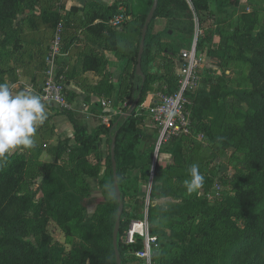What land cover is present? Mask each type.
I'll return each instance as SVG.
<instances>
[{"label":"rangeland","instance_id":"374dc122","mask_svg":"<svg viewBox=\"0 0 264 264\" xmlns=\"http://www.w3.org/2000/svg\"><path fill=\"white\" fill-rule=\"evenodd\" d=\"M77 1L80 2V0ZM116 1L119 2L118 8L124 9L128 4L131 11V15L128 14V19L117 24L120 29L127 28L129 20L136 18V14L142 12L147 3V0H109L100 4L99 0H86L85 2L88 4L84 5L83 11L85 12L89 5L92 11L88 12V19L94 18V21L99 18L98 24H101L102 27H104L103 25L108 26L104 27L107 30L109 25L113 24L105 18L112 10L108 9V6L113 5ZM188 2L190 3V0ZM74 7H78L74 0H19L13 5V12L0 16V83L9 84L15 92L30 91L40 95L34 87L32 76L36 74L35 69L37 70V64L40 65V58L45 51L47 54H45V76L47 78L50 75L47 68V56L59 24L62 26L61 36L65 31L66 37H69L70 32L77 33L75 21H80L82 10H73ZM166 9L171 18V23L161 31L166 43H154L150 48L147 64L150 89L138 106H135L136 112L140 116L139 141L133 152L127 148L131 142L136 140L133 132L129 133L123 142L124 154L126 156L128 153V163L131 168L122 178V186L125 191V203L129 215L134 214L135 216L130 220L125 238L127 239L133 222H143L149 236L156 239L153 242L156 245L152 252L154 264H242V261L248 258L260 260L264 264L263 238L261 240L259 236H255L250 229H243L244 222L255 210L253 208L261 203V200L264 204V182L261 180L247 185L238 177L239 172L262 171L261 167L264 168V140L259 138L252 144L224 148L219 147V144H212L202 132L194 131L175 140L165 141L160 148H157L159 129L147 111L151 99L158 96L160 89L166 86V80L172 79L179 71L181 51L188 48L194 40L197 43L203 39L200 53L205 60L201 67L212 66L214 71L211 77L205 71L201 74L197 87L189 93L188 99L191 103L195 98V93L199 90L209 91L213 87H219L220 92L225 90V83L222 84L218 80L221 72L228 81L229 90L246 88L256 91V85L249 75L250 64L232 60L229 63V68L223 69L217 60L214 61L211 58L209 52L216 47L221 35H229L235 29L240 28L242 12L256 11L254 12L258 16V21L251 32L252 34L264 30V0H240L239 4H234L233 0H209V5L202 15V21L194 11L184 12V10L172 6L166 7ZM50 10L58 11L60 17L56 23H53L50 18L52 22L47 25L42 23V28H40L37 20H42ZM96 14L99 16L97 17ZM66 18L71 20V25H64ZM154 26L153 23L150 28L151 33H153ZM95 28L98 27L91 26L89 29L94 30ZM208 35L209 37H206ZM243 39L246 38L243 37ZM230 45H233L232 50L236 54L238 48L236 41L230 40ZM62 53L61 43L60 53L56 56L52 68V76L63 81L66 90L68 82H66V75L62 73L60 67ZM247 53L248 56L252 54L251 52ZM136 74L137 76H133L130 80L131 87L129 89L127 82L123 83V88H121L120 82L118 89L110 96L99 95L98 100L92 104H85L83 100L78 105L74 104V110L72 108L69 113L64 114L65 118L67 119L69 114H72L73 117L77 116L75 108L89 112L90 114L87 116L90 121L86 123L87 127L82 123L85 129L87 128L86 130L91 133L102 123L113 124L110 130V134L113 136L118 122L132 113L129 114V109L134 105L139 95L142 75L137 71ZM82 88L89 92L92 88L91 92L96 93L92 85L88 83H82ZM68 92L69 95H74L71 90ZM114 95L118 101L117 105H113L111 102ZM234 95L230 94V96ZM253 100L254 97H249L242 102V105L235 104L225 119L236 121L243 126L255 124L252 122V116H254L255 122L258 119ZM256 100L259 99L256 98ZM45 105L48 115L51 114L49 111L55 110L49 105ZM214 115L215 110L207 112L208 119H212ZM53 125L57 128L55 123ZM60 127L61 132L57 129L59 134H56L54 140H49L47 146L44 144L45 147L39 157L42 163L48 162L46 164L49 165H45V168H39L43 164L40 165L31 160L34 154L32 148L19 149L24 154L22 157H25L22 163L12 162L9 159L12 158L10 154L5 157L6 163L0 167V172L9 166L13 171L10 175L5 176L4 180L3 177H0V197L1 193H6L11 189L17 196L20 208H23L25 212L27 225L23 226V229L26 232V238L32 239L57 264H63L64 261L75 264L74 252L88 243L90 235L99 243L104 244L106 241L103 229L107 208L111 201L110 188L113 180L109 168V150L105 135H102V142L96 143L88 153L82 154L77 148L73 134H70L71 128H65L62 131V126L60 125ZM214 129L219 130L217 126H214ZM259 132L261 136H264V130L259 129ZM243 136L239 135V138L241 139ZM178 140L183 145L181 154L184 161L181 165L175 163L172 155ZM56 143L66 146L59 156L53 147V144ZM156 163L160 164L161 173L167 177L160 179L158 186L164 188L163 185L167 184L171 186L169 187L171 190H174L168 195L154 194L152 191ZM193 164L199 165V170L204 175L205 181L197 192L188 193L183 182L190 179L189 169ZM48 168L55 179L62 180L63 191H54L50 195L49 190L46 189L59 186L56 181L49 185L45 183L40 170ZM145 169L149 172L147 180L143 179L141 175L142 170ZM62 193L72 196L73 202L71 211L60 218L59 215L56 217L57 210L54 207V202ZM211 217L218 218L197 240V252L185 250L178 245L177 233L196 232L199 230L197 224H201ZM254 224L256 227L254 230L262 228L264 220L257 217ZM1 232L2 228L0 227ZM247 237L249 244L245 242ZM172 258L175 262H171ZM86 264H90V260ZM140 264H145V261L141 259Z\"/></svg>","mask_w":264,"mask_h":264},{"label":"trees","instance_id":"16d2710c","mask_svg":"<svg viewBox=\"0 0 264 264\" xmlns=\"http://www.w3.org/2000/svg\"><path fill=\"white\" fill-rule=\"evenodd\" d=\"M19 0H0V16H4L6 13L13 12L12 7L13 5ZM234 4H239L240 0H233ZM153 3V0H147L146 6L144 10L140 13L136 14V18H131L129 21L130 23L127 25V28L130 26L134 29L136 33V43L133 49L129 52V62L126 67V73L122 76L121 79V88H123V83H128V89L131 87L130 80H132L133 76H137L136 74V63H137V55L139 50V43L141 39V33H142V27L144 25V22L146 20L147 14L150 10V7ZM88 4V3H87ZM85 3V5H87ZM103 4V3H100ZM99 4V5H100ZM192 4V7H191ZM119 2L116 1L113 5L108 6V9H112L109 16L105 17L106 20H109V22L112 24L111 20L116 17V15L122 13L124 16V19L121 20L120 23H122L124 20L128 19V14H130L129 5L124 7V9L118 8ZM124 5V4H123ZM209 5V0H190V3L188 0H158V6L155 10L154 16L152 20L149 23V28L146 35L145 40V47L144 52L142 56V70L143 74L145 76V79L142 78V83L139 88L138 96L136 98V106L141 102L142 98L150 89V79L149 74L147 70V64H148V58L150 55V48L152 44L158 43L163 44L166 43L162 40V33H151L150 28L152 24L154 23V20L157 16H165L168 19V24L171 22L170 15L167 13L166 7L172 6L173 8L184 10V12L189 11L195 12L198 16L199 20L202 21L203 13L206 10V8ZM96 6V4H95ZM82 10V17L79 19L80 21L84 22L85 24H89L93 21L90 18L88 19V12L92 8L88 5L86 7L85 12ZM73 10H78L79 7H74ZM252 11H245L240 14V20H241V26L238 29H235L231 34L229 35H221L220 41L216 44V47L213 48L209 55L211 56L214 61H218L219 65L224 68H229V63L232 60L237 61H243L247 62L251 65V71L249 73L251 79L254 81V84L256 85V91H253L251 89H233L229 90L228 87V81L225 79L223 72L218 76V80L223 84L225 83V90L223 92H220L219 87L215 88L213 87L212 90H199L195 93V98L190 105L191 113H190V121H191V130L188 133H181V134H173L171 135L167 141L169 140H175L178 137H182L188 134H191L192 132H202L206 138L209 139V141L212 144H219V147L224 148H231V147H240L243 144H252L256 139H263L264 136H261L259 129L264 130V30L258 31L256 34H252V30L255 27V24L258 21V16ZM60 13L55 10H50L49 12L44 15V18L42 20H37V24H40V28L42 23L44 25L50 24V22L56 23ZM131 15V14H130ZM97 16V14H96ZM99 16V15H98ZM97 16V17H98ZM50 18L52 20H50ZM73 19V18H70ZM132 20V21H131ZM75 21V20H72ZM71 20L69 21V18L65 19L64 25L69 26L71 25ZM74 23V22H73ZM119 23V24H120ZM38 24V25H39ZM98 24V23H97ZM118 24V25H119ZM118 25H109L108 34L109 36H106L108 38L109 44H111L112 48H116L118 41L121 40V33L120 30H118ZM97 26L98 28L102 27L101 24L93 25ZM104 27H108L106 25H103ZM111 26V27H110ZM91 27V26H89ZM88 27V28H89ZM102 27V29H104ZM118 27V28H116ZM129 28V29H131ZM125 29V28H124ZM105 31L106 28L104 29ZM44 35V33L42 32ZM54 34V33H53ZM53 34L51 38L53 37ZM65 33L63 32V41H62V48H68L70 45L76 40V34H72L70 32L68 35L69 37L65 36ZM107 34V35H108ZM66 37V41H65ZM206 37H209L206 36ZM246 38L245 40L243 39ZM123 39V38H122ZM230 40L236 41L237 43V53L235 54L232 50L233 45H230ZM34 44H37V42H34ZM39 46V44H38ZM203 46V39L198 41L196 43V50L197 54L202 57L201 50ZM190 47V46H189ZM188 47V48H189ZM117 49V48H116ZM247 52H251L252 54L248 56ZM41 58H40V65L37 64V70L35 69V75L32 76L33 84L35 89H37L38 94L42 92L44 85H45V56L46 51L43 52ZM46 54V55H45ZM181 55V54H180ZM89 58L98 60L97 53L94 51L89 52ZM203 61L205 60L204 57ZM100 63V62H99ZM20 66V65H19ZM18 66V67H19ZM104 64L101 65H91L90 60L87 59L86 68H94L99 73L104 72ZM205 68H200V73L203 74L205 71L206 74H208L211 77L212 72L214 71V68L212 66H204ZM207 67V68H206ZM24 69V68H23ZM101 79L98 81V83L93 86V90L98 95H107L110 96L113 93L114 85L110 81V74L109 73H102ZM177 78L178 74L173 76L172 79L166 80V86L162 87L161 91H167V92H173L177 88ZM127 90V87L125 88ZM67 99L71 102L74 98L73 95H69V92L67 89L65 90ZM130 92V91H129ZM191 92V91H190ZM131 94V93H130ZM230 94H235L234 96H230ZM128 96V94H127ZM249 97H254V100L252 101L253 105H255V109L257 110L256 117L258 120L255 122L254 116L253 118V125L247 124L246 126H243L241 123H237L236 121H228L225 119L226 116L229 115V113L234 108V105H242V102ZM258 98L259 100L255 101V99ZM158 101V96L152 98L150 104L155 103ZM255 101V102H254ZM46 104V103H45ZM50 106V105H49ZM52 108H55L54 106H50ZM148 108V107H147ZM71 109H62L59 110L56 108L57 114H67L70 112ZM215 110V115L212 119H208L207 112ZM148 111V109H147ZM149 113V112H148ZM254 113V114H255ZM239 114V113H238ZM242 115V114H239ZM53 115L49 114L47 120L44 122V126L38 128L34 140L35 145L32 147L34 154L31 160L34 162H37L38 164L42 165L39 168H45V165L48 162L42 163V160H40V155L43 152L44 144L46 146L48 145L49 140H51L53 137L56 136L55 126L53 123H51ZM69 119L72 122L74 133L73 138L77 144V148L80 150L82 154L88 153L93 146L98 143L102 142V135H105L107 147L109 150L108 157H109V168L112 180L113 178V167H112V159H111V144L110 140L112 139V136L110 134V130L113 126V124L106 125L104 123L100 124L98 128L94 132H89L85 129L84 125L76 120L72 114L68 115ZM140 116L136 112V108L132 111V113L126 117L123 118L121 121L118 122V125L116 126V142H115V158L117 162V178L121 189V195H122V201L124 202V208L121 215V221H120V229L118 233V247L119 251L121 253L122 258V264H140L141 258L137 257L135 252L139 251L144 248L145 241L144 238L139 235L135 234L134 240L132 242H128L125 238V235L128 230V226L130 223L131 218L135 217L134 214L129 215V212L126 207L125 203V191L122 186V178L128 173L131 166L129 165V158L126 154H124V147L123 142L127 135L133 132V135L136 136L135 142H131L127 148H129L130 152L134 151V147H136L138 141H139V130H138V123H139ZM214 126H217L219 130H215ZM239 135H244L241 139L239 138ZM254 135V137H253ZM37 141V142H36ZM53 147H55V151H57V156L65 150L66 146H61L60 144L56 143L53 144ZM17 148L10 152L9 154L12 156V158H9L12 162L22 163L25 160V157H22L23 152H21ZM182 149L183 145L181 144L180 140L176 142V145L172 151L173 160L177 165H181L184 161V158L182 156ZM24 155V154H23ZM262 168V171H256V170H248L247 172H239L238 177L242 180L244 184L251 185L254 183H257L258 181L264 182V168ZM11 166L6 167L3 169L2 172H0V177H3V180L6 178L5 176L10 175L12 173ZM40 172L44 176V181L47 185L51 184L53 181H56L59 186L56 188H46L49 190L50 195L54 193V191H63V183L61 179H55L50 174V168L46 170H40ZM141 175L143 179L147 180L149 176V172L147 169L142 170ZM167 177L165 174L161 173V166L160 164L156 163L155 166V172L153 177V193L159 194V195H168L174 190L169 187V185L165 184L163 185L164 188H160L158 186L160 179H166ZM2 180V181H3ZM7 180V179H6ZM5 180V181H6ZM4 181V183H5ZM55 182V183H56ZM56 183V184H57ZM110 204L107 208V215L106 219L104 221V232H105V243H99L97 242L93 236H89L88 243L80 247L78 250H76L75 253V264H86L88 260H90V264H117L116 263V257L113 247V229L115 226V221L117 217V209L119 204V199L116 195L114 184L112 183V186L110 188ZM73 202V197L70 196L67 193H62L59 195V198L56 199L54 202V207L57 210L55 212L56 217L57 215L60 216H66L71 210V204ZM256 207H254L252 213L249 215V218L244 222V228L243 229H250L253 231V234L255 236H259L264 241V227L257 228L254 230L255 224L254 220L257 217H261L264 220V204L262 200L260 201ZM19 202L17 201V196L15 193L11 191V189L7 190L6 193H1L0 197V227L2 228V232L0 233V264H57L54 259L50 255H46L41 248L30 238H26V232L23 229V226L27 225V219L25 216V212L23 208H20ZM24 212V213H23ZM58 216V218H59ZM218 217H211L207 221L197 224L199 227V230L196 232L191 233H183L179 232L176 235L178 240V245H180L185 250H192L197 252L198 250V243L197 240L200 239L205 232H207L208 227L210 224H213ZM22 221V223H21ZM249 237V236H248ZM248 237L245 238V242L249 244ZM108 240V243H107ZM102 244V245H101ZM262 249L264 250V243L262 244ZM171 262H175V260L172 258ZM63 264H69L67 261H64ZM173 264V263H170ZM242 264H262L260 260H255L254 258H248L242 261Z\"/></svg>","mask_w":264,"mask_h":264},{"label":"crops","instance_id":"0c3cea01","mask_svg":"<svg viewBox=\"0 0 264 264\" xmlns=\"http://www.w3.org/2000/svg\"><path fill=\"white\" fill-rule=\"evenodd\" d=\"M85 1L86 0H80L79 2L77 0H74V3L79 7V11H81V9L84 7L86 3ZM99 1L101 3H106L109 0ZM99 21V18H96L89 24H85L82 21L80 23V21L78 20L77 22L75 21V30L77 31L76 40L70 45V47L63 49V53L60 56L62 62V65L60 67L62 69V73L66 75V82H68L66 83V89L67 91L71 90L74 93V99L71 101V109L73 108V110V105H78L82 100L85 104H92V102L98 100L99 95L97 93L91 92L92 88H90V92L85 91V89L82 88V83L84 82L92 85V87L95 86L102 77V73H99L94 68L85 69L87 59H89L90 64L94 66L100 63L101 65L104 64V72L111 75L110 81L114 85V92L116 89H118V84L121 82L122 76L124 75V73H126V67L129 62V52L133 49L136 43L137 36L133 28H131L130 26L125 29L118 28V30H120V33L122 34V37L121 40L118 41L116 47L117 49L112 48V45L109 44L108 38L106 37L109 36L107 31H105L104 29L99 30V28H95L94 30L89 29V26L97 25ZM154 25L155 26L153 28V33L161 32L167 27L168 19L165 16H157L154 20ZM162 40L165 41L163 37ZM91 51L97 53L98 60L89 58V52ZM111 102L113 103V105L118 104L116 95L112 97ZM54 109V111L52 109V111H49V113L53 114L51 123H55L57 126V128H55L56 134H59L57 132V129L61 132L60 125L62 126V131L65 128H71L70 134H73L74 128L69 117L66 119L64 114H57L56 108ZM75 110H77V116H74V118L85 124L86 126V123H89L90 121L87 114L90 113L86 111H80V109L78 110V108H75ZM54 139L55 137H53L51 141Z\"/></svg>","mask_w":264,"mask_h":264},{"label":"built area","instance_id":"2783aa9c","mask_svg":"<svg viewBox=\"0 0 264 264\" xmlns=\"http://www.w3.org/2000/svg\"><path fill=\"white\" fill-rule=\"evenodd\" d=\"M123 10V9H122ZM124 19L122 13L116 15L111 22L117 25ZM57 31L50 45V52L47 56V68L49 76L45 80V85L40 93L44 103L55 108L71 109V102L67 99L65 92V84L52 76V68L54 66L56 56L60 53L62 43V26H57ZM203 58L197 54L196 40L189 48L183 49L180 55L179 71L177 72V88L173 92L160 91L158 93V101L148 105V112L151 119L155 122L159 129V138L157 148L168 140L173 134L188 133L191 130L190 121V105L189 93L197 87L201 79L200 68ZM174 113L169 117L168 113ZM135 234H139L144 238L145 246L143 249L136 251L137 257L143 259L145 264H154L152 261V252L156 244L155 237L149 236L143 222H133L127 241L132 242Z\"/></svg>","mask_w":264,"mask_h":264},{"label":"clouds","instance_id":"9594fccd","mask_svg":"<svg viewBox=\"0 0 264 264\" xmlns=\"http://www.w3.org/2000/svg\"><path fill=\"white\" fill-rule=\"evenodd\" d=\"M173 115L168 113L169 117ZM47 118L46 105L40 95L30 91L15 92L9 84L0 83V167L13 150L34 147V136ZM189 174L190 179L183 184L188 193L197 192L205 181L199 165H191Z\"/></svg>","mask_w":264,"mask_h":264},{"label":"water","instance_id":"95a60500","mask_svg":"<svg viewBox=\"0 0 264 264\" xmlns=\"http://www.w3.org/2000/svg\"><path fill=\"white\" fill-rule=\"evenodd\" d=\"M157 6H158V0H153V3L150 7V10L147 14L146 20H145L144 25L142 27L141 39H140L139 50H138V55H137L136 71L142 75L143 80L145 79V76H144L143 70H142V56H143L144 47H145V40H146L147 31L149 28V23L154 16V13H155ZM135 106H136V102L129 109V114L134 110ZM115 142H116V133L112 136L111 159H112L113 178H114L113 184H114V189H115L116 195L119 199V204H118V209H117V217H116V221H115V226L113 229V247H114V252H115V257H116V263L122 264L121 253H120L119 247H118V233H119V229H120V221H121V215H122L123 208H124V202L121 199L122 198L121 189H120V185H119L118 178H117V162H116V158H115Z\"/></svg>","mask_w":264,"mask_h":264}]
</instances>
